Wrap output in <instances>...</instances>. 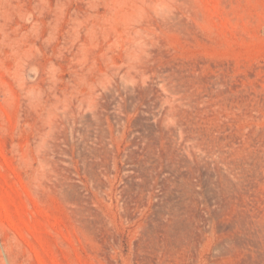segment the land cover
I'll use <instances>...</instances> for the list:
<instances>
[{"label": "rangeland", "instance_id": "374dc122", "mask_svg": "<svg viewBox=\"0 0 264 264\" xmlns=\"http://www.w3.org/2000/svg\"><path fill=\"white\" fill-rule=\"evenodd\" d=\"M0 264H264V0H0Z\"/></svg>", "mask_w": 264, "mask_h": 264}]
</instances>
